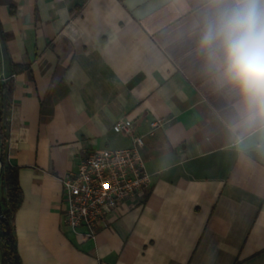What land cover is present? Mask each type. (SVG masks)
Wrapping results in <instances>:
<instances>
[{
	"label": "crops",
	"instance_id": "obj_1",
	"mask_svg": "<svg viewBox=\"0 0 264 264\" xmlns=\"http://www.w3.org/2000/svg\"><path fill=\"white\" fill-rule=\"evenodd\" d=\"M205 0H0L4 164L21 264H264V127L206 73ZM163 124L150 131V123ZM142 136L150 187L94 240L63 230L61 178ZM5 193L0 186V209Z\"/></svg>",
	"mask_w": 264,
	"mask_h": 264
},
{
	"label": "clouds",
	"instance_id": "obj_2",
	"mask_svg": "<svg viewBox=\"0 0 264 264\" xmlns=\"http://www.w3.org/2000/svg\"><path fill=\"white\" fill-rule=\"evenodd\" d=\"M195 28L206 73L239 106L236 121L264 127V0H205Z\"/></svg>",
	"mask_w": 264,
	"mask_h": 264
},
{
	"label": "built area",
	"instance_id": "obj_3",
	"mask_svg": "<svg viewBox=\"0 0 264 264\" xmlns=\"http://www.w3.org/2000/svg\"><path fill=\"white\" fill-rule=\"evenodd\" d=\"M163 124L150 123V131ZM120 131L132 138L124 149H103L79 157L74 169L61 178L63 230L75 237L94 240L108 224L107 215L122 204L136 199L150 187L140 149L142 136H133L128 123H119ZM2 162L0 158V175Z\"/></svg>",
	"mask_w": 264,
	"mask_h": 264
},
{
	"label": "trees",
	"instance_id": "obj_4",
	"mask_svg": "<svg viewBox=\"0 0 264 264\" xmlns=\"http://www.w3.org/2000/svg\"><path fill=\"white\" fill-rule=\"evenodd\" d=\"M4 89L0 86V94ZM4 145L0 116V158L2 162L0 186L3 187L5 193L4 208L0 209V264H21L12 228V217L22 204L23 194L18 183L17 168L4 164Z\"/></svg>",
	"mask_w": 264,
	"mask_h": 264
},
{
	"label": "water",
	"instance_id": "obj_5",
	"mask_svg": "<svg viewBox=\"0 0 264 264\" xmlns=\"http://www.w3.org/2000/svg\"><path fill=\"white\" fill-rule=\"evenodd\" d=\"M0 214H1V212H0Z\"/></svg>",
	"mask_w": 264,
	"mask_h": 264
}]
</instances>
